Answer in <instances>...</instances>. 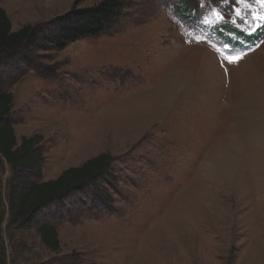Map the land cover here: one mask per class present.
I'll list each match as a JSON object with an SVG mask.
<instances>
[{
  "label": "rangeland",
  "instance_id": "obj_1",
  "mask_svg": "<svg viewBox=\"0 0 264 264\" xmlns=\"http://www.w3.org/2000/svg\"><path fill=\"white\" fill-rule=\"evenodd\" d=\"M102 1L0 6L13 31L49 34L57 18ZM122 2L105 33L62 50L32 40L10 68L14 132L41 138L43 181L101 154L112 162L108 180L47 210L57 253L40 242L43 217L6 221L7 264H264V23L253 19L264 6ZM3 198L7 208L5 188Z\"/></svg>",
  "mask_w": 264,
  "mask_h": 264
},
{
  "label": "trees",
  "instance_id": "obj_2",
  "mask_svg": "<svg viewBox=\"0 0 264 264\" xmlns=\"http://www.w3.org/2000/svg\"><path fill=\"white\" fill-rule=\"evenodd\" d=\"M122 9V0H103L91 8L74 9L57 18L52 31L46 34L37 33L31 25L13 31L5 10L0 6V264H7L2 237L6 221L8 226L22 228L43 217L42 223L36 227L40 242L48 251L57 253L60 250L58 233L55 226L45 220L47 210L65 197L95 184L98 179L108 180L106 173L112 162L110 155L101 154L80 167L63 171L55 180H42L44 157L41 138L33 136L17 140L11 118L13 94L10 88L14 81L10 82L13 77L9 73L13 68L16 71L22 62L16 59L17 54L35 39H42L45 46L62 50L79 39L101 35L117 21ZM4 162L11 172L6 187L3 183ZM4 188L7 208L4 205Z\"/></svg>",
  "mask_w": 264,
  "mask_h": 264
},
{
  "label": "snow or ice",
  "instance_id": "obj_3",
  "mask_svg": "<svg viewBox=\"0 0 264 264\" xmlns=\"http://www.w3.org/2000/svg\"><path fill=\"white\" fill-rule=\"evenodd\" d=\"M212 2L215 3V0H212ZM225 2H227V0H221V3H225ZM235 2L236 3H239L240 0H235ZM259 2L261 3L262 6H264V0H259ZM200 7L203 8L204 7V3H201ZM211 15L214 16V17H216L217 22H223L225 20L224 14H222L221 11H217L216 8L211 9ZM235 15L236 16H240L239 9H236L235 10ZM253 19L254 20H258L261 23H264V16H254ZM203 22L204 23H207L208 22L206 16L204 17ZM257 26H259V25H257ZM231 62H235V61H231Z\"/></svg>",
  "mask_w": 264,
  "mask_h": 264
}]
</instances>
